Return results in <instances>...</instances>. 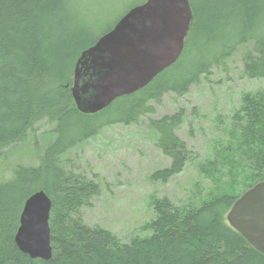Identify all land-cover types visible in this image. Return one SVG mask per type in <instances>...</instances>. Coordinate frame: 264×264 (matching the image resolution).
<instances>
[{"label":"trees","instance_id":"obj_1","mask_svg":"<svg viewBox=\"0 0 264 264\" xmlns=\"http://www.w3.org/2000/svg\"><path fill=\"white\" fill-rule=\"evenodd\" d=\"M189 1L193 21L179 61L145 89L86 115L71 91L77 61L118 22L93 38L73 0H0V150L25 141L43 120L54 124L39 165H19L13 178L0 182V264H264V254L227 219L241 195L264 182V89L245 93L239 110L216 118L221 137L210 159L199 165L215 190L199 202L179 205L153 195L156 216L145 226L151 234L130 244L85 223L82 210L101 196L102 187L61 163L103 128L138 124L154 114L150 103H160L164 94L185 96L240 46L254 45L243 56L244 76L264 79V0H204L200 6ZM184 118L179 110L150 120L157 147L171 160L153 173L154 182H169L192 158L177 135ZM39 191L52 200L50 261L32 259L15 240L24 205Z\"/></svg>","mask_w":264,"mask_h":264},{"label":"rangeland","instance_id":"obj_2","mask_svg":"<svg viewBox=\"0 0 264 264\" xmlns=\"http://www.w3.org/2000/svg\"><path fill=\"white\" fill-rule=\"evenodd\" d=\"M145 1L73 0L72 4L86 25L92 26L91 34L96 38ZM193 1L198 6L204 3ZM253 46L252 42L240 46L224 66L213 67L208 76L201 75V83L191 85L185 96L170 91L160 103L151 102L155 113L144 116L138 124L118 123L103 128L97 136L81 142L61 158L66 171L83 173L102 187L101 196L82 210L89 227L106 229L122 244H130L134 238L151 234L145 226L156 216L151 206L153 195L179 205L189 200L199 202L215 190L199 165L210 159L221 137L216 118L230 117L239 110L245 93L264 89L263 78L249 79L243 74V56ZM187 63L191 61L188 59ZM179 110L184 111L185 122L177 135L187 143L192 158L184 171L169 182H154L153 173L170 166L171 160L157 147L150 120ZM53 129L54 124L43 120L30 130L25 141L0 150V182L13 178L19 165L38 166L40 156L54 138Z\"/></svg>","mask_w":264,"mask_h":264},{"label":"water","instance_id":"obj_3","mask_svg":"<svg viewBox=\"0 0 264 264\" xmlns=\"http://www.w3.org/2000/svg\"><path fill=\"white\" fill-rule=\"evenodd\" d=\"M192 21L189 0H147L131 9L78 59L71 89L77 109L95 115L145 89L179 61ZM51 210L52 200L45 191L24 205L15 240L34 260L50 261L53 256ZM227 219L264 254V182L242 194Z\"/></svg>","mask_w":264,"mask_h":264},{"label":"bare ground","instance_id":"obj_4","mask_svg":"<svg viewBox=\"0 0 264 264\" xmlns=\"http://www.w3.org/2000/svg\"><path fill=\"white\" fill-rule=\"evenodd\" d=\"M82 55V54H81ZM34 127V126H33ZM80 143V142H79Z\"/></svg>","mask_w":264,"mask_h":264}]
</instances>
